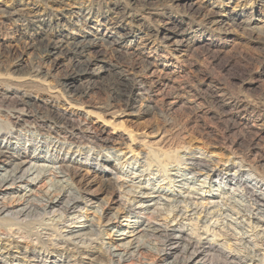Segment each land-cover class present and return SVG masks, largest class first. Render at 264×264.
Returning <instances> with one entry per match:
<instances>
[{"label": "clouds", "instance_id": "obj_1", "mask_svg": "<svg viewBox=\"0 0 264 264\" xmlns=\"http://www.w3.org/2000/svg\"><path fill=\"white\" fill-rule=\"evenodd\" d=\"M12 2L13 0H0V18H8L13 25H24L23 35L29 37L32 33L28 25L36 24L43 15L37 8L49 13V19L65 8L79 10L69 15L63 24L46 30V34L35 45H28L33 48V55L25 78L31 81L39 77L41 82L50 78L54 86L61 90L54 99L59 100L63 96L68 102L81 106L86 111L90 110L101 119L129 112L133 115L151 114L160 121L159 127L164 130L165 125L174 124V121L169 118L170 113L165 115L168 109L162 99L168 95H184L186 102L191 99L199 100L193 109L194 113L204 109L201 118L207 117L209 122L218 125L217 133L222 137L218 143L228 148L229 155L223 161H218L203 148L194 149L185 140H174L173 144L176 146L169 148L166 167L161 168L158 157H164H160L156 145L148 144L147 139L142 141L134 138L131 143L124 138L115 141L110 133L105 136L106 129L97 127L95 122L90 123L87 117L66 116L59 111V104L49 107L50 100L42 104H28L23 96H17L6 107L0 104V118L3 119L0 132L6 133V139L11 138V142L16 143L17 147L23 146L27 150L32 146L34 152L46 150L54 160H63V163H58L53 169L63 179L49 187L48 191L53 196L65 191L69 196L73 192L76 195L71 201H63L60 211H44L39 214L30 212L23 220L15 213L4 217L8 247H14L13 241L25 240L45 248H66L71 253L68 264H88L89 257L81 249L97 245L100 246L101 255L91 260V264H151V261L163 257L172 247L179 248L180 251L166 264H189L205 249L210 251L205 252L195 264H251L252 261L264 264V240L261 239L264 229L258 235H252L256 228L249 227L248 219L256 217L264 220V164L258 162L264 160V156L250 158L248 155L251 141L258 135L253 129H264V80L260 81L257 90H251L245 89L243 83H233L227 73L215 72L218 83L201 90L200 82L207 78V73L201 70L182 77L179 88L169 89L165 86L160 92L161 100L154 101L158 91L156 85L168 74L156 70L152 75L160 79H151L149 76L150 69H157L156 60L161 47L165 49L166 56H175L177 67L185 64L190 68L193 63L198 62L209 67L214 58L213 36L208 37L207 43L194 48L195 41L201 36L194 25L205 29L218 40H223L222 34L230 31L240 32L249 39L256 33L264 38V28L252 26L251 17L239 23L234 19L230 23L215 19L227 15L223 12L225 0H211V7H205V0L183 4L180 0H26V7L19 13L10 7ZM253 2L254 0H240L237 7ZM54 4L59 7H53ZM166 9H170L178 17L186 18V27L181 29L170 26L168 20L162 19ZM104 16L110 18V23L104 25L107 31L103 35L99 32L92 34L89 20L95 19L99 24ZM122 25H126L125 31L117 32V27ZM146 25L150 26L149 31L141 37L139 47H133L134 41L129 38L140 36ZM162 28L175 32L177 38L173 40L167 34L161 38ZM59 29H66L76 37L88 33L92 38H84L79 42L69 38H54V33ZM9 35L11 33L6 30L3 19H0V36ZM19 42L23 47V36ZM190 54L192 59L188 58ZM44 57H49V61L45 62ZM61 59L64 64L59 71L53 73L52 69ZM252 63L256 66L264 64V58L249 62ZM255 70L256 68H249V73ZM64 76L77 78L78 82L61 83ZM168 78L171 79V76L168 75ZM216 88L220 89L219 99L211 91ZM69 89L72 91L69 92ZM29 91L33 89L26 88L24 95H28ZM244 101H247L245 109L252 106L253 112L258 115L252 124L241 127L236 117L237 109ZM229 105L232 107L229 108ZM5 112L7 117L3 116ZM208 112H214L215 115L208 117ZM230 126L245 136L246 143L232 148V143H235L233 136L236 134L223 135ZM180 127L182 125L174 124L171 131ZM166 132L167 130L165 134ZM134 136H139V130ZM140 143L153 151L145 155L143 150L136 151L132 148V144ZM259 144L264 147V138ZM6 155V150H0V157ZM69 156L71 159H65ZM104 160L113 161L114 167H109ZM229 163L236 165L234 172L225 173L221 168L222 174L215 180L211 179L213 171L220 164ZM86 169L97 174L93 178L100 185L98 190L107 191L109 196L117 189L120 190L119 209L107 222L126 224L130 231L120 232L115 228L108 230L104 224L94 220V226H90V231L86 234L79 238L71 234L81 226L80 219L84 218L81 213L87 211V208H72V204L78 200H84L86 204L92 203L83 195L87 186L76 180ZM105 172L111 173L110 180L103 179L102 173ZM241 172L246 175L241 177ZM12 174L14 173H7L6 177ZM229 178L233 184L230 189ZM27 195L30 194L26 193ZM211 195L223 197L215 206L214 218L209 217L208 211L201 204L205 197ZM140 197L155 199L150 204L141 203ZM48 199L49 197L42 195L39 201L33 197L26 203H39L45 208ZM107 206V200L95 205L97 214ZM129 207L138 209V215L150 220L141 232L131 231L136 222L130 217H119V213ZM225 208H231L236 215L224 212ZM200 215L205 217L202 225L198 228L190 227V222L195 225ZM174 224L178 225L180 232H187V235L173 237L169 230ZM126 235L132 236L129 244H114L115 240ZM250 235L251 246L241 238ZM228 237L236 238L231 250L241 257L240 260L232 259L226 254ZM171 240L178 243H170ZM60 241H71L72 247ZM129 247L133 251L129 252ZM141 247L146 249L150 260L143 259ZM257 249L260 251L257 252ZM24 258L27 259L26 256Z\"/></svg>", "mask_w": 264, "mask_h": 264}, {"label": "rangeland", "instance_id": "obj_2", "mask_svg": "<svg viewBox=\"0 0 264 264\" xmlns=\"http://www.w3.org/2000/svg\"><path fill=\"white\" fill-rule=\"evenodd\" d=\"M192 2L193 0H180V3L182 4L192 3ZM239 2L240 0H225V7L223 8V12L227 13V15L215 17V19H219L222 22H226V23H230V21L234 19L237 21V23H239L245 18L251 17L252 26L264 28V0H254L253 3H249L246 6L237 7V4ZM10 7L13 10L23 9L26 7V0H13ZM53 7H59V5L54 4ZM205 7H211V0H205ZM76 11L78 10L74 8H65L63 11H58L55 14L54 19H51V22H48L49 18H47L45 24L42 26L40 31L43 30L46 32V30L49 29L50 25L51 27H55L57 24H63L67 20L68 16ZM166 11H167V16H168V17L166 16L167 18L174 20L175 21L174 23L180 22L179 28L183 29L184 27H186V18L176 16L175 14L171 12L170 9H166ZM167 18H163V19H167ZM4 25L6 26V30L10 32L11 35L0 36V82H3L1 80L5 78L10 81H12L13 79H24L26 72L29 70V62L32 60L33 48L32 49L29 48V46L27 45L28 41L26 42L25 39H24V46L22 47L19 42L21 33L19 31H16V32L13 31V26L11 23L5 22ZM170 26H172V24H170ZM193 27L198 29L199 33L201 34L200 39H197L195 41L193 45L194 48H199L201 43H207L208 37L210 35L213 36L212 52L214 54V58L212 59L211 64L207 68L202 62L193 63L191 67L189 68L185 64H180L179 67H177V63H175V60L173 59H170L172 64L168 65L164 62V60L161 57H159L158 60H156L157 69H153V70L155 71L159 70L162 73H167L168 75L171 76L172 80L173 78L174 80H176L175 81L176 83H172V84L170 83L169 84L170 86L168 85L169 87H176L179 83H181V78L188 75L189 73H198L201 70H203L205 73H207V78L201 80L200 85H199L201 90L206 89V87L208 89L209 85L218 83V81L215 79V76H214L215 72H220L221 74L227 73L228 77L231 78L233 83H236V84L243 83V87L245 89L257 90L259 88L260 81L264 80V64H260L259 66H256L254 63L249 64V62L255 61L260 58H264V52H261V49H264V38L260 37L259 34L256 33V34H253L251 39H249L247 36H245L244 34L240 32L230 31V32L222 34L223 40H218V39H215V36L213 34L207 33L205 29L200 28L198 25H194ZM90 32H93L91 28H90ZM87 34L88 33H85L84 35H87ZM57 36H63V37H69V38L76 37V36H73L71 33H69L66 29H59L58 31H56L54 33V38H56ZM88 36H91V35L88 34ZM41 39L42 38L40 37L38 38V40H41ZM138 41H139V37L138 36L134 37L133 47L137 46ZM168 57L173 58L174 56H168ZM220 57H224L225 59H220ZM188 58L192 59L193 58L192 54H190ZM47 60H49V58L46 59L44 57V61L48 62ZM63 64H64L63 59L58 60L56 67L52 69L53 73L59 71L60 66ZM249 68H256V70L251 71L249 73ZM45 71L47 70L45 69ZM42 75L43 73L41 74V76ZM168 75H165L163 78L165 77L167 78ZM70 79H72L71 76H64L61 79V83H67L69 82ZM7 80H5V82H9ZM33 81L36 82V85L38 86L40 85L39 86L40 88L46 87L50 89L51 91L49 92H53L57 90L60 91L58 87L54 86L50 78L49 80H45L41 82V79L38 77L37 79ZM39 87L33 90L35 92L33 93L34 97L43 98V99L47 98V94L45 95V93L44 94L40 93L41 89ZM181 96H182L181 99H179L178 102L174 105H169L168 104L169 102H167V100L163 103V100H162V103L167 105V109H168L165 115L167 116L170 113L171 115L169 118L173 119L174 124L182 125V127L177 128L175 131H171V129L174 127V124L165 125L164 130H162L159 127L160 121L154 119L151 114L142 113L140 115H133L129 112L125 114L116 115L115 117L109 116V117H105L104 119H101L97 115L93 114L90 110L89 112L91 113L90 114L92 117L91 119L94 122L99 123L98 125H100V127H104V129H106L105 134H108L109 132L112 131V128H114V126L113 127L111 126L113 124H120L118 125V128L116 129L115 134L117 133L119 135L122 134L121 138H124L128 143H131L132 139L134 138H139L142 141L144 139H147L148 144L150 143L151 145L154 143L157 149L162 148V150L166 149L169 151L170 147L176 146L173 144L174 140H185L187 143H190L194 149L203 148L208 153H211L216 160L223 161L229 155V151L227 147H222L218 143V141L220 140V135L217 133L218 125H215L214 123L209 122L207 117L201 118L203 116L204 109H201L199 112H195V113L193 112V109L199 103V100L195 99L196 101H194V99H192V100H187L186 102L187 98L184 95H181ZM155 97H154V101L161 100L160 96H155ZM219 98L220 96L217 97V99ZM64 101L65 99L63 98V99L58 100L57 102V104L61 106L59 108V111L61 112L68 111V113H72L73 111H75L74 109L85 111L83 107L79 106L81 109L79 107L76 108L77 105L72 106L68 104L70 105L68 106L64 103ZM243 103L247 104V101H244ZM228 107L231 108L232 105ZM249 107L251 108L252 106H249ZM214 115H215L214 112L207 113L208 117H211ZM3 116L7 117L5 113H3ZM246 116L247 117H245L244 120L243 119L239 120V118H236L238 122L241 123L240 124L241 127L252 124V122L254 121L256 117V114L248 113ZM1 124L3 125L2 118H0V125ZM138 130H139V136L135 137L134 134L137 133ZM166 130L167 132L165 134ZM235 131L236 132L233 131V133L231 134H234V133L236 134L235 136H233V139L237 140V143L232 148L239 147L242 144L246 143L244 135L239 134L237 129ZM0 137L3 139L5 136L0 135ZM127 137L130 140V142L128 141ZM262 138H264V129H263L262 134L260 135V138L258 139L257 148L255 152L250 156V158H257L258 155L264 156V147L260 146L259 144V141ZM163 141H165V143H163ZM12 144H15V143L12 142ZM140 144H132V148L136 151L143 150L144 153L149 152L150 150L149 148H146L145 146H141ZM3 146H4V143L0 142V150H3L2 149ZM17 149L21 151H25L22 148H15V149H12L15 151L13 152L11 151L10 153L15 154V156H17V153H16ZM31 150L32 149L30 146V151ZM26 154H28L27 151H25V155ZM49 155L50 154L41 152L40 155L38 156L39 159H37L35 163H38V165L44 164V165L53 166V164L50 163L51 161H49ZM103 162L106 163L109 167H114L113 161L104 160ZM258 162L261 164H264V160H259ZM0 167H1V164H0ZM12 167L13 166L11 165L6 166L7 171H10ZM221 168L225 169L224 170L225 173L234 172L236 165L232 163H229L227 165L220 164V166L217 167L218 172L220 171ZM3 169L4 168H2V170L0 169V174L4 173ZM243 173L244 174L242 176H245L246 173L245 172ZM95 175L97 174L93 173L90 169H86L81 176L76 177V180L80 181L82 184L87 186V191L86 193H83V195L86 196L88 201L92 202L91 204H86L84 200L81 201L82 203L80 207H82L83 209L87 208L86 212H82L84 218L81 219V222H88L89 220L90 221L96 220L98 221V223L104 224L106 229L108 230L115 228L120 232L130 231L128 225L126 224H120L119 222L112 224V223L107 222L108 219L112 215L116 214L119 209L120 205L115 203L116 198L113 197V195L117 193H112L111 196H109L107 191L98 190L100 188V185L96 183L97 180L93 178ZM59 179L60 178L58 177L52 178L50 175H47L46 177L42 178L34 185L26 186V188L23 187L22 190L20 189L16 193L10 192V191H8L7 194L0 193V198L1 199H4V197L7 198V200H5L4 203L8 201L12 202L14 198L23 197V195L26 196V193L30 194L32 192L31 194L32 197H35L36 199H38V198H41L42 195L44 196L46 193H49L48 191L49 187L54 186V184H52L53 180L59 181ZM215 179H216L215 177L212 178V180H215ZM213 186L215 187V185ZM232 186L233 184L230 178L228 182V188L230 189ZM221 198H219L217 195H211V196H207L206 199L203 201L206 203L212 202L211 204L214 205L220 202ZM105 200L108 201V206L103 208L101 218H99L97 217L98 215L94 213L95 205H99L101 204L102 201H105ZM152 202L154 201H151V202L146 201L144 203L150 204ZM225 209H228L229 211H224V212L232 211L231 208H225ZM231 214L236 215V213L233 211ZM119 217L121 219L130 217L131 220L136 222L135 218H133L132 213L126 214L123 211L119 213ZM249 221H250L249 227L255 226L256 232L260 233V231L264 229V225L257 223L254 218ZM254 221L257 224H255ZM0 222H1L0 224H2V221ZM143 224H145V221L135 223V226L133 229H131V231L138 232L137 230L143 229L145 227ZM3 226L5 227V224ZM233 226L235 227V225ZM237 231H239V229H237ZM258 233H256L255 235H258ZM111 236L112 234L109 231V239H111ZM230 238L232 239H228L227 243H228V249L231 250L233 248V241L236 238L235 237H230ZM261 239L264 240V236H262ZM131 240H132V236L126 235L122 239L115 240L114 244L115 245H123L126 243L128 244ZM221 243H224V241L221 240ZM248 245L251 246L250 244ZM97 247L98 249L100 248L99 245H97ZM236 247H239V245H236ZM39 251L40 250H37V252ZM140 252L144 260H150V258L146 255V250L142 249L140 250ZM35 254H37L36 250L33 256H35ZM14 255L17 256L16 254ZM173 257L174 256H170L166 258L161 257L154 261H151V264H166V262L172 260ZM21 258L17 259V262L15 261L13 262V264H17V263L25 264V262L21 261ZM26 264H40V263L27 262Z\"/></svg>", "mask_w": 264, "mask_h": 264}, {"label": "bare ground", "instance_id": "obj_3", "mask_svg": "<svg viewBox=\"0 0 264 264\" xmlns=\"http://www.w3.org/2000/svg\"><path fill=\"white\" fill-rule=\"evenodd\" d=\"M20 10L21 9H16L14 11L19 13ZM36 10L42 12L43 15L40 17L39 20H37L36 24H29L28 25L29 31L32 33L31 37L23 35L24 34V25H22V24L13 25L12 24L13 31H15V32L19 31L21 33V36H23V38L26 40V42L28 41L27 45H35L39 41L38 38L39 37L43 38V36L46 34L45 31H43V30L40 31V29L45 24L47 18H49V13L43 12V9H41V8H37ZM164 11H165V15L163 17H161L162 19L168 17L167 16V11L166 10H164ZM0 19H3L4 23L5 22L10 23L8 18H0ZM51 19H54V18H51ZM51 19H48V22H51ZM167 19L169 20L170 24H172V25H174L176 27H180V24H179L180 22L174 23L175 22L174 20H171L170 18H167ZM88 23H89V26H90L91 30L93 31L91 33L95 34V33L99 32V34L103 35L107 31V29L104 27V25L110 23V18L108 16L102 17L100 19V21H99V24H97L95 19L89 20ZM37 25H39V28H37ZM50 27H51V25L49 26V28ZM149 28H150V26L146 25L144 31L140 33V36H138L139 37V41L137 42V46L136 47H139L141 37L146 32L149 31ZM125 29H126V25H122V26L117 27L116 31L117 32L120 31L122 33V32L125 31ZM165 34H167V36L171 37L172 39H176L177 38V34L175 32H169L166 29L162 28L160 30L161 38H163L165 36ZM56 38L59 39V38H69V37L57 36ZM84 38L91 39L92 36H88V34H87V35H83V36L75 37V38L70 37L69 39L74 40L75 42H79L81 39H84ZM129 39L134 41V37H130ZM169 42H171V40ZM29 48L32 49V47H29ZM159 57H161L164 60V62L166 64H168V65L172 64L170 59L175 60V63H177L176 58H174L175 56L173 58H170V57L166 56L165 55V49L162 48V47L158 51V58ZM45 58L48 59L49 57H45ZM158 58H157V60H158ZM47 61H49V60H47ZM154 71L155 70H153V69L149 70V76L151 77V79H160V77L152 75V73ZM80 79H83V78H80ZM5 80H7V79L5 78V79L1 80L3 82H0V104L4 105L5 107L8 106L13 101V99L15 97H17V96H23L24 100L28 104H33L34 102H39V103L42 104L44 101H49L50 100L51 103L49 104V107H51L52 104H57V102H58V100H56L54 98L59 95L61 90L60 91L57 90V91L49 92V91H51L50 89H48L46 87L45 88H40L39 87L40 85L39 86L36 85V82H34L33 80L30 81V80H28L26 78H24V79H13L12 81L7 80L9 82H5ZM175 81L176 80H174V78L172 80V78L169 79L168 76H167V78L166 77L162 78L161 79V83L156 85V88L158 90L156 96H160V92L164 90L165 86H167V88H169V89L174 88V87H169L170 86L169 84L170 83L171 84L172 83H176ZM77 82H78V79L72 77V79H70L69 82L64 83V84H75ZM180 84L181 83H179L175 88H179ZM37 87H39L41 89L40 93H43V94L45 93V95L47 94V98L43 99V98L34 97V95H33V93H35L34 91H29L28 95H24L26 88H31V89L34 90ZM189 88H191L190 85H189ZM206 89H207V87H206ZM71 91H72V89H69V92H71ZM192 91H195V89H192ZM211 91H213V93L216 94V98L219 97L218 93L220 92V89H218V88L213 89V90L211 89ZM181 97H182L181 95H168L167 97H164L162 100H163V103L167 100V102H169L168 103L169 105H174V104H176L178 102L179 99H181ZM63 98H64L63 96L60 97V99H63ZM194 101H196V100L194 99ZM67 102L68 101L65 99L64 103L66 105L70 104L72 106H76V105H73L70 102H68V103ZM70 105H68V106H70ZM244 105L245 104L242 103L240 105L239 109H237L238 116L236 118H239V120L240 119L244 120L245 117H247L246 115L248 113H254L253 110L251 109L252 107L251 108L248 107L247 109H245ZM229 106H231V105H229ZM77 107H79V106H76V108ZM74 110L75 111H73L72 113H68L67 110H66L67 112H64V113H65L66 116L73 117V118L87 117V119H88V121L90 123L94 122L91 119L92 117H91V115H90L91 113L89 111L78 110V109H74ZM5 114L7 115L6 112H5ZM74 114H75V116H74ZM255 114H256V116L258 115V113H255ZM98 124L99 123L95 122V125L97 127H100V125H98ZM118 125H120V124H113L111 127L114 126V128H112V131L109 132L111 134L112 139L115 140V141H118L121 138V135H122V134L119 135L118 133L115 134L116 133V129L118 128ZM0 126H3V125L1 124ZM102 128H104V127H102ZM235 130H236V128L230 126L229 130L224 132L223 135L224 136H229L231 133H233V131L236 132ZM77 131H79V129H77ZM253 131L257 132L258 135L256 136L255 139H253L251 141V145L249 147V153H248L249 157L255 152V150L257 148V145H258V139L260 138V135L262 134L263 129L254 128ZM108 134H105V136H107ZM0 135H3L5 137L7 136L6 133H2V132H0ZM14 135H15V133H14ZM5 137L3 139L0 137V142L4 143V146L2 147V149L6 150V152H7L6 156L0 157V164H1L0 169L2 170V168H4L3 169L4 173L0 174V193L7 194L8 191L16 193L20 189L22 190L23 187L26 188V186L34 185L35 183H37L39 180H41L42 178L46 177L47 175H50L52 178L58 177V178H60L59 181L63 179L62 176H60L58 173L53 171V169L57 166L56 164L63 163L64 162L63 160H54L52 158V156L49 155V161H51L50 163H52L53 166L44 165V164L38 165V163H35V162H36L37 159H39L38 156L40 155V153L44 152V153L49 154L46 150L38 152V153L34 152L33 150H31L32 151L31 152L30 151V146L27 148V150H25L23 146L17 147L16 143L12 144L11 138H7L6 139ZM127 139H128V137H127ZM221 139H222V137L220 136V140ZM128 141L130 142L129 139H128ZM153 142H155V141H153ZM163 143H165V141H163ZM229 143H231V141ZM236 143H237V140H235V143H232L231 146L233 147ZM140 145L141 146H145L142 143ZM15 148H22L23 150L27 151L28 154L25 155V151H21V150L17 149L16 150L17 156H15V154L10 153L11 151L12 152L15 151V150H12V149H15ZM31 149H32V146H31ZM156 150L159 151L160 157H164V159H160L158 157L159 164H160L161 168L166 167V160L169 158L168 157V150H166V149L162 150V148H158V149L156 148ZM152 151L153 150L150 149L149 152L145 153V155L149 154ZM57 155H59V154H57ZM65 159H71V157H65ZM10 165L13 166V167H12V169L10 171H7L6 166H10ZM16 169H18V170H16ZM7 173H14V174L6 177ZM102 174H104V175H102L103 179H105V180H110L111 179V173L105 172V173H102ZM221 174H222L221 171L218 172V169L216 168V170L213 171V173H212L211 179L214 178V177L216 178L217 176H219ZM243 174L244 173L241 172L240 176L243 177L242 176ZM37 176L39 178L38 179H34ZM21 177H23V178L21 179ZM59 181H54L53 180L52 184L56 185ZM142 183H143V181H142ZM113 193H117V194H114L113 197L116 198L115 203L119 205L121 192H120L119 189H117ZM31 194H32V192L30 193L29 196L23 195V197H16V198L13 199L12 202L8 201L6 203H4V201L7 200V198H5V197H4V199L0 198V221H2L3 225L5 224L4 217H6V216H8V215H10L12 213L17 214L18 218L23 220L26 216H28V214L30 212L31 213H35V214H39V213L44 212V211H47L49 213H51L52 211H60V205L62 204V202L65 201V200L71 201L72 197H74L76 195V193L73 192L72 196H69L67 191L59 194L58 196H53L51 192L46 193L44 196L45 197H49V199L47 200L46 207L42 208L39 205V203H37L36 205H30V204L26 203V201L28 199L33 198ZM218 197L221 198V196H218ZM154 199H155L154 197L153 198L140 197L139 198V202H142V203H144L146 201L147 202L148 201L151 202V201H154ZM205 199H206V197L203 200H205ZM222 199H223V197L220 199V201ZM39 200H40V198L37 199V201H39ZM203 200L201 201L202 206L208 211L209 217L210 218H214L216 216V207L215 206L219 202L218 203L214 202L216 204L213 203L214 205H212L211 204L212 202L211 203L210 202L206 203ZM81 201L82 200L75 201L72 204V208L83 209L82 207H80V205L82 203ZM210 205H211V207H209ZM70 211H71V209H70ZM223 211H229V210L228 209H224ZM138 212H139L138 209H133L131 207H129L127 210L124 211V213H126V214L132 213L133 214V218H135V220H136V223H139L141 221H145V224H143V225L146 227L150 223V220L147 217L138 215ZM94 213L96 215H98L97 211H96V208H95ZM231 213H232V211H231ZM101 215H102V212L97 217L101 218ZM81 216L84 217L82 213H81ZM253 218L255 219V221L257 223L264 225V220H258L256 217H249L248 219L251 220ZM204 219H205V217L203 215H200V216L197 217L196 224L195 225L189 224V226L198 228V227H200L202 225ZM256 222H255V224H257ZM114 223H117V222H114ZM114 223H112V224H114ZM2 224H0V264H13V262H15V261L17 262V259H19L21 257H22L21 261L25 262V264L27 262H29V263H40V264H41V262H42V264H45V262H47V264H68V261H69V258L71 256V253L68 252L66 250V248H45V247H42V246H40L38 244H35V243H31L30 244L28 241H25V240L13 241L14 247L9 248L8 247V240H7V237H6L7 229ZM80 225L81 226L79 228L75 229L71 233L72 235H74V236H76L78 238L80 236L86 234L88 231H90V226H94L93 225V220H91V221L89 220L88 222H81V219H80ZM145 227L143 229H139L137 231L141 232L142 230L145 229ZM250 227H252V226H250ZM49 231H51V229H49ZM169 232H170V234L173 237L177 236V235H180V236H186L187 235V232H183L182 233V232L179 231L177 224H174L172 226V228L169 230ZM256 233H258V232L255 231L254 233H252V235H255ZM157 235H159V234H157ZM252 235H250L248 237H241V238L243 239L245 244H250L251 245ZM248 238H250V239H248ZM228 239H232V238L228 237ZM60 243H64L68 247H72L71 241H60ZM93 243H95V242H93ZM136 243L138 244L139 241L137 240ZM170 243L175 244V243H178V241L171 240ZM126 244H123V245H126ZM213 247H218V245H213ZM142 249H144V248L141 247L140 250H142ZM35 250H36L37 254H35V256H33L34 253H35ZM37 250H40V251L37 252ZM144 250H146V249H144ZM81 251L84 254L88 255V257H89L88 264H91V260H94L96 257L101 255V253H100V251H99L97 246L96 247H89L87 249H81ZM128 251L129 252L133 251V248L129 247ZM179 251H180L179 248L172 247L169 251H167L164 254V256L162 258H166V257H170V256H174L175 257L179 253ZM207 251H210V249H205L204 251L200 252L196 257L193 258L192 261L189 262V264H195V262L197 260H199L202 256H204L205 252H207ZM256 251L259 252L260 249H257ZM14 254H16L17 256H15ZM226 254L229 255V257L232 258V259H236V260H240L241 259L240 256H238L235 252H233L230 249L226 250ZM25 256L27 257V259L24 258ZM8 262H10V263H8ZM206 264H207V262H206ZM251 264H259V261H252Z\"/></svg>", "mask_w": 264, "mask_h": 264}]
</instances>
